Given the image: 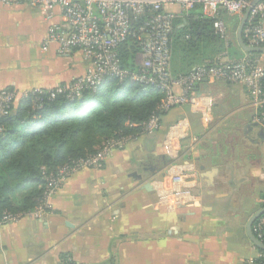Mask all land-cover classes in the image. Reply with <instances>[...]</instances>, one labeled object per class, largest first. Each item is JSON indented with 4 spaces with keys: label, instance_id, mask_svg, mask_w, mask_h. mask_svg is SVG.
I'll return each instance as SVG.
<instances>
[{
    "label": "crops",
    "instance_id": "0c3cea01",
    "mask_svg": "<svg viewBox=\"0 0 264 264\" xmlns=\"http://www.w3.org/2000/svg\"><path fill=\"white\" fill-rule=\"evenodd\" d=\"M47 28L39 9L0 4V90L17 103L85 72L79 52L42 50ZM195 96L102 168L71 173L42 215L0 225V264H255L245 229L264 208V128L244 84L205 80ZM186 170L175 188L171 175Z\"/></svg>",
    "mask_w": 264,
    "mask_h": 264
},
{
    "label": "built area",
    "instance_id": "2783aa9c",
    "mask_svg": "<svg viewBox=\"0 0 264 264\" xmlns=\"http://www.w3.org/2000/svg\"><path fill=\"white\" fill-rule=\"evenodd\" d=\"M253 1L0 0V4L28 5L39 9L48 24L42 50L46 51L55 45L62 55L79 52L86 64L84 74L69 85L46 91L35 90L22 95L21 99L29 94L43 92L49 93L50 98L65 95L73 99L83 91L93 93L106 81L112 80L117 84L132 83L143 89L161 92L158 108L167 113L182 105L196 107L195 87L205 80L239 83L248 90L250 103L256 110V123L264 128V68L258 65L256 58L245 54L238 60H231L225 50L186 74H173L171 70V37L175 22L182 20L185 23L187 15L194 10H198L201 18L213 21L214 33L228 47L230 37L221 15L236 17L240 21L244 12L251 8L243 28V39L249 47L264 48V0L252 6ZM173 7H178V11ZM124 56L128 61L127 66ZM18 99L14 91L0 90V118L10 113ZM159 123L160 119L153 116L142 124L144 135L156 132ZM130 140L108 141L93 155L73 161L59 168L56 173L44 174L46 184L39 205L24 215L4 213L0 217V225L28 215H42L49 208L51 196L71 173L81 169L102 168L112 152ZM164 174L170 177L169 170ZM190 176L191 173L186 170L171 175V181L178 188ZM178 195V190L168 191L161 193L159 199L166 202L171 198L175 200ZM252 232L264 243V214L254 222Z\"/></svg>",
    "mask_w": 264,
    "mask_h": 264
},
{
    "label": "trees",
    "instance_id": "16d2710c",
    "mask_svg": "<svg viewBox=\"0 0 264 264\" xmlns=\"http://www.w3.org/2000/svg\"><path fill=\"white\" fill-rule=\"evenodd\" d=\"M221 19L237 26L226 15ZM212 23L201 18L198 10L189 13L185 23L175 22L171 37L172 57L179 60L173 67L175 74H186L225 50L231 60L245 54L235 40L225 47ZM161 99L157 90L112 80L73 99L50 98L46 92L22 98L0 118V217L32 212L43 197L44 174L93 155L108 141L144 135L141 125L165 114L158 108ZM258 251L262 258L255 264H263L264 252Z\"/></svg>",
    "mask_w": 264,
    "mask_h": 264
},
{
    "label": "water",
    "instance_id": "95a60500",
    "mask_svg": "<svg viewBox=\"0 0 264 264\" xmlns=\"http://www.w3.org/2000/svg\"><path fill=\"white\" fill-rule=\"evenodd\" d=\"M259 0H254L252 2V6L258 2ZM251 8H248L243 16L241 17L240 21H239V25H238V29L236 32V42L237 45L239 46V48L241 49V51L245 54H257V55H264V48L263 47H249L246 45L244 39H243V28L245 26L246 20L248 18L249 12H250ZM264 214V208L261 209L260 211L256 212L254 215H252L250 217V219L247 222L246 225V229H245V234L247 239L252 243V245L260 250L264 252V243L261 242L260 240H258L253 232H252V226L254 224V222ZM264 264V263H263Z\"/></svg>",
    "mask_w": 264,
    "mask_h": 264
},
{
    "label": "rangeland",
    "instance_id": "374dc122",
    "mask_svg": "<svg viewBox=\"0 0 264 264\" xmlns=\"http://www.w3.org/2000/svg\"><path fill=\"white\" fill-rule=\"evenodd\" d=\"M173 9H174L175 11H178V7H173ZM229 18H232V19H234L235 21L238 22V23H237V26L235 27L234 25H232V24L230 23V21H229V22H227V21H223V22L226 24V27H227V30H228V33H229V37H230V39H231V40H235V42H236V32H237V29H238L239 20H238L236 17H229ZM213 31H214V30H213ZM256 60H257L258 65H259V66H262V67L264 68V64H263L258 58H256ZM178 63H179V60L177 61L175 58L173 59V57H172V59H171V70H172V73H173V74L175 73L173 67L176 69L177 66H178ZM101 147H102V146H101Z\"/></svg>",
    "mask_w": 264,
    "mask_h": 264
}]
</instances>
